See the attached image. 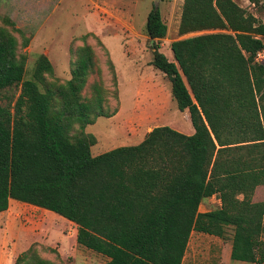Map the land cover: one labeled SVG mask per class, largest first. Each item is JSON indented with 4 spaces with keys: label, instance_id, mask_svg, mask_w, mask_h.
I'll list each match as a JSON object with an SVG mask.
<instances>
[{
    "label": "trees",
    "instance_id": "obj_1",
    "mask_svg": "<svg viewBox=\"0 0 264 264\" xmlns=\"http://www.w3.org/2000/svg\"><path fill=\"white\" fill-rule=\"evenodd\" d=\"M0 18V212L10 199L52 211L75 223L76 242L107 264H181L193 231L224 237L225 226L233 227L232 260L264 263V200L250 197L264 184V62L254 59L264 48L261 22L233 0H183L180 35L220 31L172 41L169 60L154 42L167 25L153 5L145 22L151 65L167 77L193 133L159 125L136 144L93 155L96 138L84 129L110 114L98 84L81 98L89 46L64 84L46 82L52 65L43 54L25 78L16 29ZM18 85L14 102L3 103ZM214 195L219 207L199 211ZM14 264L61 263L29 248Z\"/></svg>",
    "mask_w": 264,
    "mask_h": 264
},
{
    "label": "rangeland",
    "instance_id": "obj_2",
    "mask_svg": "<svg viewBox=\"0 0 264 264\" xmlns=\"http://www.w3.org/2000/svg\"><path fill=\"white\" fill-rule=\"evenodd\" d=\"M245 13L262 22L264 8L250 0H233ZM183 0H0V16L9 18L16 29L17 54L25 56V78L31 77L37 57L45 55L52 72L45 80L53 86L70 78L71 65L80 48L89 46L93 55L81 98L93 94L92 86L102 88L103 110L84 129L96 142L93 155L111 148L136 144L147 132L168 125L187 133L192 127L189 115L179 111L170 95L167 77L153 68V41L146 35V16L153 5L160 10L167 33L156 42L159 51L173 60L170 43L191 35L220 30L178 33ZM1 22V18H0ZM24 38L28 44L23 45ZM20 86L3 93L2 102L13 103ZM77 128V127H75ZM251 201L264 199V187L254 190ZM242 198V195H238ZM220 205L217 196L201 202L199 210ZM16 221L0 229V264H14L18 255L32 248L44 259L61 264H107L108 258L79 245L76 224L66 218L30 204L17 210ZM233 227L225 226L224 237L193 231L181 264H264L230 258Z\"/></svg>",
    "mask_w": 264,
    "mask_h": 264
},
{
    "label": "crops",
    "instance_id": "obj_3",
    "mask_svg": "<svg viewBox=\"0 0 264 264\" xmlns=\"http://www.w3.org/2000/svg\"><path fill=\"white\" fill-rule=\"evenodd\" d=\"M183 112L186 116L189 115L187 110H184ZM191 133H193V129L191 127H188L186 134H191ZM263 187H264V184L258 185L255 188V190L259 188H263ZM256 201H262V200H256ZM24 204H28V203L20 202L15 199L9 200L8 208L0 212V229L7 230V228L10 227L16 221L18 217L17 210H19V208H21V206ZM199 211L204 212L208 210H199Z\"/></svg>",
    "mask_w": 264,
    "mask_h": 264
},
{
    "label": "built area",
    "instance_id": "obj_4",
    "mask_svg": "<svg viewBox=\"0 0 264 264\" xmlns=\"http://www.w3.org/2000/svg\"><path fill=\"white\" fill-rule=\"evenodd\" d=\"M264 25V17L262 18V22ZM255 61L257 62H264V48L259 49L258 51H256L255 56H254Z\"/></svg>",
    "mask_w": 264,
    "mask_h": 264
},
{
    "label": "water",
    "instance_id": "obj_5",
    "mask_svg": "<svg viewBox=\"0 0 264 264\" xmlns=\"http://www.w3.org/2000/svg\"><path fill=\"white\" fill-rule=\"evenodd\" d=\"M155 1H157V0H155Z\"/></svg>",
    "mask_w": 264,
    "mask_h": 264
}]
</instances>
